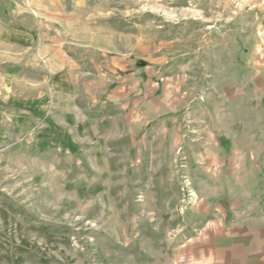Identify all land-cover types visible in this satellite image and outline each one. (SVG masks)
I'll use <instances>...</instances> for the list:
<instances>
[{
    "label": "rangeland",
    "instance_id": "374dc122",
    "mask_svg": "<svg viewBox=\"0 0 264 264\" xmlns=\"http://www.w3.org/2000/svg\"><path fill=\"white\" fill-rule=\"evenodd\" d=\"M33 4L51 5L0 0V264H178L198 165L176 157L174 124L201 134L208 109L264 111V0ZM113 59L128 63L96 86L111 105L90 107L86 72Z\"/></svg>",
    "mask_w": 264,
    "mask_h": 264
},
{
    "label": "crops",
    "instance_id": "0c3cea01",
    "mask_svg": "<svg viewBox=\"0 0 264 264\" xmlns=\"http://www.w3.org/2000/svg\"><path fill=\"white\" fill-rule=\"evenodd\" d=\"M48 5H41L48 14L59 13L62 16L67 10L63 0H48ZM41 6L33 4L31 13L41 17ZM52 21L38 23L49 30L58 28L59 23ZM42 39L46 41L44 48L52 52L54 58L57 55L60 60L67 57L65 44L56 35L49 31L46 36L43 34ZM127 63L126 60L113 59L102 66L100 64L99 68L94 66L92 72H86L93 76L92 80H86L88 83L85 85L90 107L108 109L111 103L106 95H102L104 99L97 100L100 96L96 86L104 84L102 86L105 87L111 71ZM261 64L264 69V50ZM142 65L130 71L136 83L144 79L143 82L151 81L152 73L142 70ZM115 79L119 87L126 80L123 77ZM256 88L254 84L255 95ZM259 90L264 92V85ZM258 108L252 104L238 109L229 105L213 112V118L208 109L206 116H209L201 125V134L190 128L194 126L182 130L174 124L176 157L177 154L183 155L186 166L198 165L187 170L196 198L187 210L184 223H181L182 244L178 248V264H264V122L260 120L264 111ZM227 120L230 123H221ZM212 168L220 169L215 172ZM224 178L228 183L224 184ZM215 179H221L217 189L212 187Z\"/></svg>",
    "mask_w": 264,
    "mask_h": 264
},
{
    "label": "trees",
    "instance_id": "16d2710c",
    "mask_svg": "<svg viewBox=\"0 0 264 264\" xmlns=\"http://www.w3.org/2000/svg\"><path fill=\"white\" fill-rule=\"evenodd\" d=\"M142 63H143V62H141V63L138 62V65L141 66ZM22 242H23V244L27 243L26 241H22Z\"/></svg>",
    "mask_w": 264,
    "mask_h": 264
},
{
    "label": "built area",
    "instance_id": "2783aa9c",
    "mask_svg": "<svg viewBox=\"0 0 264 264\" xmlns=\"http://www.w3.org/2000/svg\"><path fill=\"white\" fill-rule=\"evenodd\" d=\"M192 194V192L189 193V196Z\"/></svg>",
    "mask_w": 264,
    "mask_h": 264
}]
</instances>
